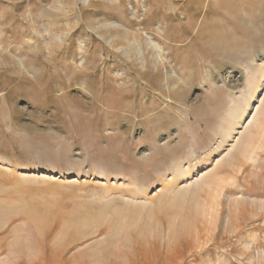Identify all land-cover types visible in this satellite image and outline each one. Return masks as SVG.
I'll return each instance as SVG.
<instances>
[{
    "label": "rangeland",
    "instance_id": "374dc122",
    "mask_svg": "<svg viewBox=\"0 0 264 264\" xmlns=\"http://www.w3.org/2000/svg\"><path fill=\"white\" fill-rule=\"evenodd\" d=\"M263 94L264 0H0V264L59 263L61 219L90 191L154 194L178 160L193 178L217 167L224 190L175 264H264V127L231 145Z\"/></svg>",
    "mask_w": 264,
    "mask_h": 264
},
{
    "label": "bare ground",
    "instance_id": "6f19581e",
    "mask_svg": "<svg viewBox=\"0 0 264 264\" xmlns=\"http://www.w3.org/2000/svg\"><path fill=\"white\" fill-rule=\"evenodd\" d=\"M148 44L155 49L154 51H157V58L160 61L166 60L163 55V47L160 44L150 39ZM84 88L88 90L85 85ZM258 101L260 104L255 107V116L253 115L244 128L238 132L235 144H231L232 147L239 146L238 149L240 147L243 149L242 151L238 150V153L242 154L248 150V141L247 145L243 147L240 140L242 137H251V133L248 132L251 120L256 122L254 123L257 127L256 131L261 132L258 129L264 127L258 119V113L260 110L262 112L264 106L262 105L264 104V94ZM248 105L244 109H240L236 105L233 106L228 115L232 118L235 117L232 119V121L236 120L233 124H238L241 121L243 114L245 115L249 110ZM236 111L240 114L238 115ZM234 131L235 125L228 124L224 130V136L229 138ZM232 157L235 158L234 155H231L230 159ZM216 168L208 172L204 171L206 173H200L199 177L193 178L190 167H185L178 160L171 172L162 176L158 190L151 195L147 187L137 185L134 179H129L126 182L121 180L119 185H117V180L112 181L116 184V188L113 183L111 184L107 180L105 185H100L98 189L90 191L89 196L94 198L92 201L82 202L72 212L62 217L60 226L62 242L56 249L59 250L57 255L59 263L57 264H67V262L70 264H155L158 256L162 254H164L163 264L183 263L185 256H183L181 248L186 246L196 249L198 244L202 245L204 237L205 239L209 237V226L213 224L217 216L216 208L222 189H219L220 177ZM46 176V174L36 175V177L42 178ZM22 177L26 180L33 179L35 174L24 172ZM66 184L67 188H72L74 183L69 181ZM204 193L206 197L202 201L201 198L203 199L204 196L201 195ZM239 199V197L234 198L233 196L230 200L237 202ZM240 202H242L241 199ZM34 213L37 212H30L33 216H31L32 219L36 221L35 227L42 230L44 225L39 222L38 217L42 220L43 217L39 213ZM50 213L47 215L50 216ZM227 219L229 220L228 217ZM79 245H83V247L79 248ZM30 246H32L31 243ZM77 247L78 249L74 253L65 257ZM229 262L224 259L218 264H228Z\"/></svg>",
    "mask_w": 264,
    "mask_h": 264
}]
</instances>
